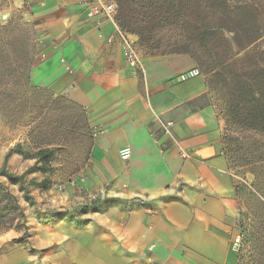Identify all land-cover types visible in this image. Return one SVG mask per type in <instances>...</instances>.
<instances>
[{
	"label": "crops",
	"instance_id": "crops-1",
	"mask_svg": "<svg viewBox=\"0 0 264 264\" xmlns=\"http://www.w3.org/2000/svg\"><path fill=\"white\" fill-rule=\"evenodd\" d=\"M91 1L29 0L25 13L37 34L31 83L84 109L94 136L84 182L36 198L52 210L36 217L51 230L30 244L51 249L54 264H233L236 179L204 79L180 78L194 68L188 54L141 52V67H129L125 47L107 42L120 26Z\"/></svg>",
	"mask_w": 264,
	"mask_h": 264
},
{
	"label": "rangeland",
	"instance_id": "rangeland-1",
	"mask_svg": "<svg viewBox=\"0 0 264 264\" xmlns=\"http://www.w3.org/2000/svg\"><path fill=\"white\" fill-rule=\"evenodd\" d=\"M259 1L262 6L258 7L256 12L258 15L256 23H200L201 26L211 28L220 25L241 26L247 30L245 33H250V37H252V43L247 40L243 49L236 46L233 40L234 32L222 28H214L215 34L206 38V50L194 46L191 40L185 38L184 30L180 28L181 23H176L175 28L171 30H163L157 34L163 48L176 39H183L184 42L192 44L193 51L188 55L193 60L194 68L199 70L200 76L204 79L208 93L214 101L216 110L224 118L226 127L232 77L250 74L254 69L264 67V0ZM29 8V0H0V25L13 23V25L25 26L31 31H36V28L32 26L33 23L27 22L25 17ZM16 32L19 31L16 29ZM241 34L242 31L239 37ZM33 38L35 40V34ZM138 51L140 55L141 52L144 55H168L151 53L140 43ZM40 88L18 87L12 80L7 85L1 86L0 91L3 93L0 95V168L7 151L17 144H21L30 151H34L38 147L53 146L56 148V157L53 162V171L49 177L55 189L63 188L64 190L73 180L79 179L90 164L94 136L90 130H85V128L76 131L71 129L75 122L82 127L85 117L83 110L70 104L66 95H63L66 100L56 102L55 99L59 95H54L47 88ZM226 127L224 133L227 134L229 145L233 150L228 159L237 185V219H241V222H236L234 226L231 241L232 262L233 264H255L256 259H260L264 264V198H262L264 185L259 189L255 184V176L247 167L241 166V163L236 159V150L242 145V142H245V139H242L244 134L234 132L233 127L226 132ZM233 138L241 141L234 142ZM255 148L253 146V149ZM261 150L264 151V147ZM14 159L8 163V169L13 173L21 174L33 164V161H26L22 158ZM42 176L44 174L40 171H34L27 175V181L31 178L39 181ZM0 181L8 185L12 193L18 197L27 220V230L19 222L0 233V263L2 264L1 259L4 255L17 249L13 252L16 254L13 264H54L51 249L49 251L47 249L40 250L30 244L35 239L44 242L47 237L43 234L45 231L51 230L48 222L42 226L36 218L39 212L45 214L51 210V208L43 206L44 202H41L40 205L36 200L38 197L44 199L50 197V188L44 190L43 188L30 187L36 201L35 204H32L25 199L18 184L10 182L5 176H0ZM14 232L21 234L12 239L9 238L10 236H6L8 233ZM237 232L241 234V241L235 246L233 243ZM21 242L25 244L24 248L21 247Z\"/></svg>",
	"mask_w": 264,
	"mask_h": 264
},
{
	"label": "trees",
	"instance_id": "trees-1",
	"mask_svg": "<svg viewBox=\"0 0 264 264\" xmlns=\"http://www.w3.org/2000/svg\"><path fill=\"white\" fill-rule=\"evenodd\" d=\"M113 1L118 5L114 19L120 28L138 36V45L140 43L147 51L161 54H190L193 51L192 44L184 42L183 39H176L163 48L157 34L163 30L175 28L176 23H181L180 28L184 30L185 38L191 40L193 45L198 46V48L206 50V38L215 34L214 28H222L233 31L235 34L233 40L236 46L243 49L247 40L252 43V37H250V33H245L247 30L241 26L220 25L211 28L201 26L200 23H256L258 20L256 12L258 7L262 6L259 0ZM184 23L188 24L185 25ZM35 25V23L32 24L34 28ZM16 29L22 34L16 32ZM241 31L240 36L242 38L239 37ZM36 52V31H31L25 26L13 25V23L0 25V88L12 80L18 87L29 86L34 89H41L34 86L30 80ZM230 88L231 96L226 132L233 127L234 132L244 134L242 139H245L246 143L242 142V145L236 150V159L241 163V166L247 167L255 176V184L260 189L264 185V151L261 150L264 147V67L256 68L250 74L233 76ZM2 93L0 91V95ZM63 99L66 100L65 96L59 95L55 100L57 102ZM68 101L84 111L72 100L69 99ZM80 126L79 123L75 122L71 129L72 131L84 128L90 130L86 113L82 127ZM223 138L228 157L233 150L229 145L226 133H224ZM233 140L234 142L241 141L236 138ZM253 146L256 148L253 149ZM13 153L19 154L25 160H33V165L21 174L11 172L7 163ZM55 157L56 148L53 146L38 147L34 151H30L21 144H17L8 150L0 168V176H5L10 182L18 184L25 199L35 204V197L31 193L30 187L43 188L44 190L52 187L53 182L49 174L53 171ZM34 171H40L44 174L43 178L40 181L35 178L27 181V175ZM235 187L237 192V185ZM50 212L52 210H48L46 213ZM238 220L241 222L240 218ZM19 222L27 230L26 214L18 197L12 193L8 185L0 181V233L12 228ZM255 264H263V262L256 259Z\"/></svg>",
	"mask_w": 264,
	"mask_h": 264
},
{
	"label": "built area",
	"instance_id": "built-area-1",
	"mask_svg": "<svg viewBox=\"0 0 264 264\" xmlns=\"http://www.w3.org/2000/svg\"><path fill=\"white\" fill-rule=\"evenodd\" d=\"M91 8L93 14H99L101 17H109L114 18L118 5L113 0H92L91 1ZM120 42L125 47V57L126 62L129 67L133 69H139L141 67V59L140 54L138 51V36L135 34L129 33L118 27L116 35H110L107 38V42ZM200 76V72L197 68H192L189 71L182 73L180 78L182 79H189L192 77ZM173 121H166L162 123L163 133L173 139ZM181 156L185 159L191 158L192 156L188 153H181ZM84 177L81 175L79 179H75L72 181V184L77 185L80 181L81 183L84 182ZM236 222L239 223L237 219ZM241 241V234L237 232L234 236V245L236 246Z\"/></svg>",
	"mask_w": 264,
	"mask_h": 264
}]
</instances>
